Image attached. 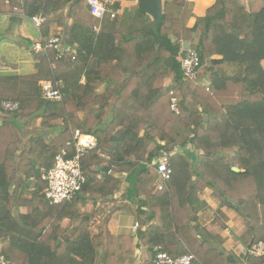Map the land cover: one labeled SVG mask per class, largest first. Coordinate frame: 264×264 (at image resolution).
<instances>
[{
  "label": "trees",
  "instance_id": "16d2710c",
  "mask_svg": "<svg viewBox=\"0 0 264 264\" xmlns=\"http://www.w3.org/2000/svg\"><path fill=\"white\" fill-rule=\"evenodd\" d=\"M141 5L139 0L133 14L104 19L96 32L98 21L83 0H0V14H40L41 30L53 22L64 26L62 42L71 48L59 57L53 48L34 52L35 73L0 75V255L10 264H133L139 244L148 253L142 264L152 263L158 247L171 256L194 254L190 264H264V252L248 251L264 245V0L258 8L244 0H215L191 27L192 2L165 0L156 33ZM181 40L198 52V79L206 77L208 89L183 77ZM16 44L31 46L21 37ZM213 55L221 58L204 65ZM214 62L230 64L232 74ZM0 64L15 68L4 59ZM40 80H62L64 99L43 98ZM3 101L17 102L18 109L3 111ZM74 129L96 139L81 157L86 181L71 201L50 204L42 172L58 151L73 154ZM187 145L199 151L194 161L175 150ZM163 154L171 177L153 192L149 185ZM105 165L109 173L101 171ZM136 166L139 241L107 228L93 233L96 205L119 190L122 174ZM206 188L242 223L237 237L250 247L240 257L213 231L227 226L221 217L209 227L197 222L191 203ZM86 204H93L91 213L81 212Z\"/></svg>",
  "mask_w": 264,
  "mask_h": 264
},
{
  "label": "crops",
  "instance_id": "0c3cea01",
  "mask_svg": "<svg viewBox=\"0 0 264 264\" xmlns=\"http://www.w3.org/2000/svg\"><path fill=\"white\" fill-rule=\"evenodd\" d=\"M23 1V0H21ZM192 2V12L195 16H192L188 22L187 26L191 27L195 23L196 16H203L206 12V9L214 4L215 0H188ZM247 7L258 8L261 5V0H244ZM206 2L202 8L197 10V5ZM131 3V4H129ZM116 4V2H115ZM135 6H134V5ZM139 2L136 0H123L118 6H115L116 12L118 14H133L138 8ZM40 15V14H38ZM42 16V15H41ZM43 17V16H42ZM51 17V16H50ZM18 20V22L13 23L12 21ZM44 20V17H43ZM67 25L71 24V20H66ZM38 28L34 24L32 18H27L22 16L19 13H9V14H0V35H5L0 39V60L4 59L6 62L14 64L15 68L8 66H2L0 64V75H25L36 72V60H34L32 54L33 45L37 41H44L49 37L56 36L63 38L64 26L57 22L51 23L47 28L43 30ZM27 39L31 46L25 48L24 46L20 47L16 44V41ZM189 45V46H188ZM183 48H191L188 41H183ZM75 51V49H73ZM221 58L219 55H213L207 58L204 62V65H209L210 61H217ZM214 65L221 67L222 70L226 71L228 74H232V66L230 64H222L214 62ZM261 66L264 69V60L261 61ZM81 83L85 81L84 76L81 78ZM194 82L202 87L208 89L209 80L206 77H201L194 80ZM166 86L170 85V80H166ZM101 88L100 90H102ZM59 125L63 127V123L59 120ZM175 150L184 155H187L194 161V157L199 153V151L193 150L190 145L185 147H176ZM224 153L232 154L231 150L224 149L220 150ZM100 155L104 156L102 153ZM194 163V162H193ZM107 166V165H105ZM196 167V165H194ZM109 168V167H108ZM141 169L140 166H136L128 174H122L124 182L119 190L114 192L108 200L100 201L96 208L98 209L99 214H97L93 220L90 222V229L93 233L98 232L102 228H107V230L115 236H130L133 238L134 242H138L140 236L138 235V220L133 213V209L136 206V192L133 182L136 176V173ZM102 172H104L101 169ZM111 170L109 168V173ZM154 180V179H153ZM149 189H153V181L149 185ZM156 191L153 189V192ZM196 200L191 204L194 209L197 222L201 226H210L215 216H219L226 223V227L221 231L218 228L214 227L213 231L217 233L216 237L223 240V245L225 249L235 252L239 257L241 253H244L245 249L249 248V241L246 245H243L238 239L237 235L240 233L242 223L240 221V228H236V224L233 220H239L238 216L233 211H228L227 209L220 207L210 189H205L199 191ZM93 204H86L81 208L82 213H91L93 211ZM19 212L24 214L27 212V208L22 206L19 208ZM68 219L65 218L61 226H65L68 223ZM103 222V227L99 226L100 222ZM235 222V223H234ZM135 227V228H134ZM74 225L70 227L69 233L73 230ZM144 227L142 228V230ZM258 245V244H257ZM257 245L252 246L256 247ZM159 248V247H158ZM156 248V249H158ZM133 264H142L143 260L148 257L147 249L144 245L139 244L135 248L133 254Z\"/></svg>",
  "mask_w": 264,
  "mask_h": 264
},
{
  "label": "built area",
  "instance_id": "2783aa9c",
  "mask_svg": "<svg viewBox=\"0 0 264 264\" xmlns=\"http://www.w3.org/2000/svg\"><path fill=\"white\" fill-rule=\"evenodd\" d=\"M88 12L97 19V24L93 26V30L98 32L102 21L106 18H113L117 14L115 9L116 0H83ZM139 2V0H136ZM32 20L38 28L43 21L41 15L32 17ZM183 40L180 41V66L183 77L185 79L196 80L198 69L200 68L201 60L196 50L192 48H183ZM53 48L57 51V56H61L65 51L71 48L64 45L60 37L52 36L44 41H37L33 45L34 52H38L44 48ZM74 59V57H73ZM42 96L46 100L61 101L65 94L62 92V80L39 81ZM171 99L170 107L176 113L177 96L170 90ZM1 108L5 112H12L18 109V103L15 101H3ZM73 147L74 152L70 156L66 149L58 151L54 157L53 165L42 172V179L45 181L43 194L45 199L50 204H61L71 201L81 190L86 181L81 167V157L84 153L96 147V139L90 133L83 134L79 130L74 129ZM156 176L153 180V187L155 190H161L166 187L167 181L171 177L172 169L169 164V156L167 154L160 155L156 161L155 168ZM135 228V227H134ZM249 252L262 253L264 252V245L259 243L256 247L248 250ZM195 259L194 254L185 253L182 255L171 256L168 253L156 249L151 264H190ZM0 264H10L3 255H0Z\"/></svg>",
  "mask_w": 264,
  "mask_h": 264
},
{
  "label": "water",
  "instance_id": "95a60500",
  "mask_svg": "<svg viewBox=\"0 0 264 264\" xmlns=\"http://www.w3.org/2000/svg\"><path fill=\"white\" fill-rule=\"evenodd\" d=\"M180 1V0H174ZM163 0H142V5L140 6V11L145 13L151 19V30L153 33L157 32L158 25L161 23L164 11H163ZM172 41H175V38L171 36ZM159 43H155V51L158 52ZM34 52V50H32ZM233 170L239 171L238 167H232ZM102 170L106 173L108 172V166H103Z\"/></svg>",
  "mask_w": 264,
  "mask_h": 264
},
{
  "label": "rangeland",
  "instance_id": "374dc122",
  "mask_svg": "<svg viewBox=\"0 0 264 264\" xmlns=\"http://www.w3.org/2000/svg\"><path fill=\"white\" fill-rule=\"evenodd\" d=\"M133 0H131V2H132ZM121 2H123V0H116V5H118V4H120ZM165 2V0H163V3ZM176 2H180V1H176ZM129 4H131V3H129ZM134 5V4H133ZM135 6V5H134ZM192 6V5H191ZM189 42V41H188ZM189 46V45H188ZM233 221H237L236 222V224H234L235 225V227L238 229V228H240L241 226H240V219L239 220H233ZM234 222V223H235Z\"/></svg>",
  "mask_w": 264,
  "mask_h": 264
}]
</instances>
